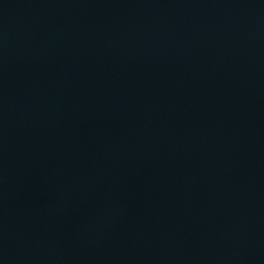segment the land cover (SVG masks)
<instances>
[{"label": "water", "instance_id": "water-1", "mask_svg": "<svg viewBox=\"0 0 264 264\" xmlns=\"http://www.w3.org/2000/svg\"><path fill=\"white\" fill-rule=\"evenodd\" d=\"M0 264H264V0H0Z\"/></svg>", "mask_w": 264, "mask_h": 264}]
</instances>
